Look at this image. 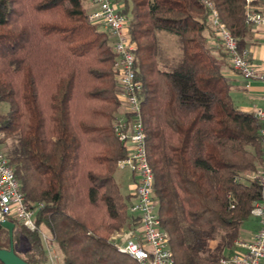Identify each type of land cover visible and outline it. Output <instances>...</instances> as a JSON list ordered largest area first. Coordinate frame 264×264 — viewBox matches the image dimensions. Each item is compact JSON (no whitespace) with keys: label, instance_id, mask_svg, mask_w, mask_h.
<instances>
[{"label":"trees","instance_id":"trees-1","mask_svg":"<svg viewBox=\"0 0 264 264\" xmlns=\"http://www.w3.org/2000/svg\"><path fill=\"white\" fill-rule=\"evenodd\" d=\"M121 1L142 83L153 194L174 264H221L261 197V123L233 104L224 60L207 42L205 1L242 49L245 0ZM87 12L84 0H0V103L7 106L0 143L10 141L4 154L35 210L37 229L14 221L12 233L13 247L25 238L23 253L14 252L29 264H48L41 227L65 264H139L109 241L137 220L128 211L132 194L114 178L126 156L112 128L120 107L114 54ZM160 30L180 44L170 70L159 65ZM9 245L0 225V249Z\"/></svg>","mask_w":264,"mask_h":264},{"label":"built area","instance_id":"built-area-1","mask_svg":"<svg viewBox=\"0 0 264 264\" xmlns=\"http://www.w3.org/2000/svg\"><path fill=\"white\" fill-rule=\"evenodd\" d=\"M254 1L244 2L245 22L264 27V12L252 6ZM205 5L209 9V25L219 39L230 67L243 77L246 86L248 81L255 79L264 83V72L248 60L246 50L239 49L237 38L220 21L211 3L205 1ZM122 6L115 0H90L87 12L89 22L108 34L114 54L112 70L120 107L113 117L112 128L126 151V156L118 160L116 166L127 169L132 175L133 192L128 211L137 220L135 226L115 232L109 241L119 253L128 255L139 264H174L168 235L161 227L153 194V172L147 158L141 112L142 83L136 73L135 44L128 32L129 17L121 12ZM251 113L261 123V165L256 174L261 197L250 210V217L258 220L259 228L251 239L237 240L233 250L220 258L221 264H261L264 259V107L255 108ZM34 216L35 210L26 203L14 170L0 150V221H17L34 231L37 229ZM39 234L45 244L48 264H65L56 242L42 230Z\"/></svg>","mask_w":264,"mask_h":264},{"label":"crops","instance_id":"crops-1","mask_svg":"<svg viewBox=\"0 0 264 264\" xmlns=\"http://www.w3.org/2000/svg\"><path fill=\"white\" fill-rule=\"evenodd\" d=\"M84 5L87 9L90 8V0H84ZM252 6L264 12V0H255ZM212 30V29H211ZM207 42L213 48L214 55L218 58H223L224 65L222 66L223 75L230 82V95L234 106L242 111L251 113L255 108L264 107V83L259 80L246 81L243 77L234 71L227 62L226 53L221 46L219 39L214 32L206 33ZM243 50H246L248 60L260 71L264 72V27H256L248 25L243 37ZM133 192V184L129 188V194ZM259 228L258 220L250 217V221L243 223L240 229V237L238 240H249L253 237ZM57 244V243H56ZM58 250H60L57 244ZM234 248V246H233ZM226 249L225 254L233 250ZM264 264V259L261 261Z\"/></svg>","mask_w":264,"mask_h":264},{"label":"rangeland","instance_id":"rangeland-1","mask_svg":"<svg viewBox=\"0 0 264 264\" xmlns=\"http://www.w3.org/2000/svg\"><path fill=\"white\" fill-rule=\"evenodd\" d=\"M118 2H119V4L122 3L121 0H119ZM156 37H157L158 50L159 49L161 50L160 51L161 55H160L159 65L161 68H164L166 70H170V68L174 67L175 66L174 64H177L178 60L181 58V51H180V44L178 41V37L174 34H171L167 31H164V30L157 31ZM6 109H7L6 104L0 103V112L4 113L6 111ZM1 136L2 135L0 134V137ZM9 143H10V141H6L5 145L0 143V149L3 151V153L8 149ZM131 176H132L131 173L127 169H119L118 167L116 168V170L114 172V178H115L116 183L118 184L121 192H123V193L129 192V188L132 185ZM247 221L249 222L250 218ZM40 230H42V232H44V234L48 235V237H50L52 239V237H51L50 233L47 231V229L41 227ZM122 230H126V227H123L118 231H122ZM115 232H117V231H115ZM115 232H113L110 235V237L113 234H115ZM25 247H26V240L23 236H20L19 239H17L16 243L14 244V248L20 254H22ZM60 252L63 255L62 251H60Z\"/></svg>","mask_w":264,"mask_h":264},{"label":"water","instance_id":"water-1","mask_svg":"<svg viewBox=\"0 0 264 264\" xmlns=\"http://www.w3.org/2000/svg\"><path fill=\"white\" fill-rule=\"evenodd\" d=\"M0 225L7 229L10 237V245L8 249H0V262L2 264H29L25 262L21 257H19L14 252L13 242H12V233L14 229V223L11 221L3 220L0 221Z\"/></svg>","mask_w":264,"mask_h":264}]
</instances>
